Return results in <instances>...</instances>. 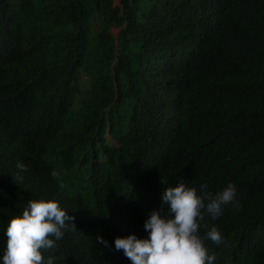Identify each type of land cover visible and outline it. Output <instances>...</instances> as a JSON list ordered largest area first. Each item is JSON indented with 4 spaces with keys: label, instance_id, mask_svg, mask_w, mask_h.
<instances>
[{
    "label": "trees",
    "instance_id": "1",
    "mask_svg": "<svg viewBox=\"0 0 264 264\" xmlns=\"http://www.w3.org/2000/svg\"><path fill=\"white\" fill-rule=\"evenodd\" d=\"M115 1L119 7L114 8ZM201 1L210 2L0 0V60L6 66L0 68V109L14 116L12 130L28 143L24 156L15 146H0V249L4 227L29 200H56L73 217L74 227L42 252L54 257L53 264H110L104 259L112 249L98 243L97 235L111 240L140 228L142 221L104 213L109 199L104 197L131 186L129 169L161 78L145 68L165 62L175 69L182 63L191 79L189 91L200 92L201 65L195 54H185L193 49L182 40L181 24ZM238 1L248 5L247 11L234 18L244 27L246 18L254 17L250 31L260 37L261 61L238 59V82L220 89L209 84L207 91L226 105L214 116H198L194 156L175 160L159 177L174 178L177 169L200 195L233 184L237 203L224 206L216 220L205 216L198 234L212 225L222 234L219 244L204 241L215 256L213 264H264V0ZM49 2V12L65 17L39 26L31 9ZM73 56L92 81L82 97L67 76ZM108 129L119 148L107 144ZM124 134L135 138L122 141ZM17 162L25 170H18ZM92 249L95 253H86Z\"/></svg>",
    "mask_w": 264,
    "mask_h": 264
},
{
    "label": "clouds",
    "instance_id": "2",
    "mask_svg": "<svg viewBox=\"0 0 264 264\" xmlns=\"http://www.w3.org/2000/svg\"><path fill=\"white\" fill-rule=\"evenodd\" d=\"M50 3L42 9H31L34 23L49 25L65 17V14L49 12L47 7ZM119 6L120 1H115L114 8ZM247 6L238 0L201 1L199 8L181 24L182 40L193 49L185 54H195L197 64L201 65L196 75L200 81L197 85L201 87L199 94L189 91L187 82L191 79L182 63L175 69L165 62H155L145 68V72L158 74L161 78L155 81L152 105L146 100L153 113L148 119L146 134L138 137L139 147L129 169L131 186L104 197L109 198L104 213L116 219L142 223L138 230L122 234L124 237L104 240L97 235L98 243L105 247L109 244L112 249L109 258L104 259L106 263L213 264L215 256L208 252L204 241L219 244L222 234L212 225L200 236V221L205 216L216 220L222 215L224 206L237 203L235 186L229 183L215 194L207 191L200 195L186 183L187 177L177 169L174 178L159 177V174L175 160L190 154L194 156L197 141L192 133L196 130L198 116L208 113V116H214L226 105L223 98L212 96L207 91L209 84L213 83L220 89L225 83L238 82L241 75L236 63L238 59L247 64L261 61L260 37L256 38L250 31L254 17L251 21L250 17L246 18L244 27L234 18V14L240 17L243 11H247ZM112 33L117 37L119 29ZM76 57L73 56L71 73L67 65V76L70 88L73 90L77 86L76 94L82 97L90 91L92 81L87 71L79 69L80 58ZM0 68L6 69L1 60ZM74 100L79 102L78 96ZM11 120L14 116L8 110L0 109V146L7 149L15 146L24 156L28 143L12 130ZM124 136L126 138L121 136L122 141L135 138L131 134ZM105 138L110 147H120L110 129ZM16 168L23 171L25 165L17 162ZM72 221L73 217L56 200H29L24 210L13 216L3 229L0 264H53L54 257L45 258L42 252L55 247L64 230L69 225L74 227ZM86 253L95 251L92 249Z\"/></svg>",
    "mask_w": 264,
    "mask_h": 264
},
{
    "label": "rangeland",
    "instance_id": "3",
    "mask_svg": "<svg viewBox=\"0 0 264 264\" xmlns=\"http://www.w3.org/2000/svg\"><path fill=\"white\" fill-rule=\"evenodd\" d=\"M116 33V31H114Z\"/></svg>",
    "mask_w": 264,
    "mask_h": 264
}]
</instances>
